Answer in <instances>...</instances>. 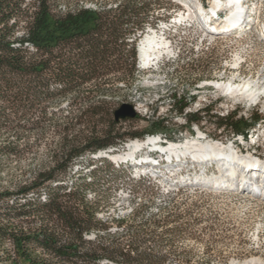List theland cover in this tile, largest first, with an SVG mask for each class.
<instances>
[{"label": "trees", "instance_id": "trees-1", "mask_svg": "<svg viewBox=\"0 0 264 264\" xmlns=\"http://www.w3.org/2000/svg\"><path fill=\"white\" fill-rule=\"evenodd\" d=\"M160 1L0 0V129L11 135L0 144V158L19 160L46 130L55 136L49 161L22 185L0 192L6 212L0 245L10 244V264H164L143 248L159 225L154 216L139 220V212L131 210L126 217L102 220L94 181L63 180L78 159L143 137L122 130L131 119L115 121L117 108L107 98L118 81L125 87L135 81L137 44ZM65 99L69 112L61 115L53 107ZM186 107L179 102L174 111L182 114ZM210 111L208 105L184 113L188 128L200 125L201 114ZM212 117L227 136L246 135L261 120L258 113L237 118L236 111ZM151 126L153 132L167 130L164 121ZM27 128L38 130L32 143L21 133ZM91 192L93 201L87 198Z\"/></svg>", "mask_w": 264, "mask_h": 264}, {"label": "rangeland", "instance_id": "rangeland-1", "mask_svg": "<svg viewBox=\"0 0 264 264\" xmlns=\"http://www.w3.org/2000/svg\"><path fill=\"white\" fill-rule=\"evenodd\" d=\"M210 1L201 3L208 8ZM185 5L194 9L195 0H162L155 6L154 19L146 29L166 41L169 53L148 67H143L137 57L138 73L133 84L125 87L118 81L113 87L114 94L107 98L116 108L130 104L136 111L138 118L122 123V130L141 133L140 141L149 135L158 136L165 141L161 145L195 139L218 142L233 146L239 156L249 151L256 156L254 159L264 161V96L253 101L230 98L204 85L218 80L236 85L247 82L258 87L264 85V42L260 35L264 28V0H250L252 9L259 8L258 19L252 25L242 28L243 32L217 37L202 33L198 17L178 24L176 17L181 12L188 13ZM179 102L187 104L182 114L174 111ZM69 104L70 99H65L53 108L66 115ZM208 105L211 111L201 114L205 121L188 128L184 113H195ZM233 111L237 118L244 119L258 113L261 120L246 135L227 136L226 131L216 128L212 115L220 117ZM157 121H164L166 132H153L151 123ZM23 132L29 143L39 134L32 128ZM7 137L11 135L0 129V144ZM43 137L19 160L0 158V192L22 185L49 161L48 150L55 136L46 130ZM125 146L110 154L122 152ZM157 150L148 148L135 155L137 161L153 159L159 165H137L126 160L120 169L110 160L88 155L75 161L63 180L67 185L78 179L86 183L94 181L92 190L96 196L91 192L87 198L97 199V216L102 220L126 217L131 210L139 212V220L154 216L159 225L154 229L153 240L143 248L151 249L164 264H242L258 257L264 260V200L240 191L237 183L243 178L241 173L232 176L224 173V180L229 178L226 188L211 187L209 182L221 180L223 174L215 171L214 162L197 163L188 161L190 157L183 158L175 161L179 170L171 171L174 161H164L165 154ZM190 163L194 167L188 166ZM158 169L161 175L150 176ZM141 177L145 178L143 183ZM44 192H40V197ZM3 205L0 203L1 223L6 213ZM110 225L116 228L115 222ZM168 230L170 234L165 233ZM8 255L11 256V246L6 241L0 245V264H10Z\"/></svg>", "mask_w": 264, "mask_h": 264}, {"label": "bare ground", "instance_id": "bare-ground-1", "mask_svg": "<svg viewBox=\"0 0 264 264\" xmlns=\"http://www.w3.org/2000/svg\"><path fill=\"white\" fill-rule=\"evenodd\" d=\"M243 5V0H211L208 8H205L202 5L201 0H195V8L192 9V7L185 5L187 7L188 13L185 14V12H181L178 16V21L181 23L185 20L187 21L189 19H193L194 17H198L203 23H205L202 26V33H204L206 36H228L235 31L242 30V24L244 22H241V16L244 12ZM258 9L256 8L255 11V21L258 19L259 15ZM252 10L255 9L253 8ZM221 11H226V13L223 15V18H214V15ZM247 26H250V24ZM262 26L264 27V25ZM261 33V36L264 37V28ZM137 49V57L143 67L155 65L164 55L169 53V46L167 45L166 41L158 37V34L153 30H151V32H145L144 36L137 44ZM234 62L237 63V59ZM204 85L211 86L221 94H225L230 98L238 97L247 101H253L259 99L260 96H264V91L262 92L264 85H262V87H258L257 85H252L251 82H247L242 85H236L231 82H223L218 80L206 82ZM195 140L196 141H187L180 144L170 143L167 145H160L156 136L149 135L145 140L142 141L135 139L134 141L132 140L127 142L124 150L120 153L110 154L111 152L105 151L103 154V152L100 151V156H96V153L95 157L99 156L100 158H105L111 162L117 163L127 162L126 160L132 161L134 163V161L137 160L135 153L149 148L155 150L159 149L165 154L166 158L171 159V161H181L183 158L186 159L190 157L191 160L189 159L188 161L197 163L214 162L216 165L223 163L227 164V170L221 172L223 173L221 180L218 181L212 179L209 182L211 187L219 186L220 188H226L229 185L227 181L229 178L224 180L223 175H226L224 173H228L227 176H232L236 174L235 170L241 168L245 169L248 167H254V173H261L258 175L260 178L263 176L264 161H261L259 157L254 159L256 156L250 154L249 151L246 155L239 156L237 155V152L234 151L235 148H233L231 145H223L222 143L213 141ZM113 152L115 151H112V153ZM243 180L244 179L242 178L241 182L237 183V186L239 184H243ZM239 188H242L243 190L245 189L243 186ZM250 192L253 193V195H256L254 191L250 190ZM242 264H264V260L260 257L250 258L242 262Z\"/></svg>", "mask_w": 264, "mask_h": 264}, {"label": "water", "instance_id": "water-1", "mask_svg": "<svg viewBox=\"0 0 264 264\" xmlns=\"http://www.w3.org/2000/svg\"><path fill=\"white\" fill-rule=\"evenodd\" d=\"M138 50V49H137ZM115 121L124 119H133L136 117V111L130 104H121L113 113ZM106 152H112L113 150L107 149ZM107 156V155H104Z\"/></svg>", "mask_w": 264, "mask_h": 264}]
</instances>
